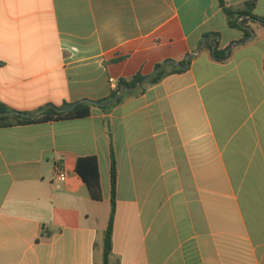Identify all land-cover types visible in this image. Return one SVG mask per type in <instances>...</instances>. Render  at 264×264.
Returning <instances> with one entry per match:
<instances>
[{"label": "crops", "instance_id": "crops-1", "mask_svg": "<svg viewBox=\"0 0 264 264\" xmlns=\"http://www.w3.org/2000/svg\"><path fill=\"white\" fill-rule=\"evenodd\" d=\"M249 29L244 40L218 0H0V103L13 111L102 100L111 79L192 55L87 118L0 128V264H102L112 155L111 264H264V26ZM208 34L226 60L204 50ZM88 156L100 202L76 172Z\"/></svg>", "mask_w": 264, "mask_h": 264}, {"label": "trees", "instance_id": "trees-1", "mask_svg": "<svg viewBox=\"0 0 264 264\" xmlns=\"http://www.w3.org/2000/svg\"><path fill=\"white\" fill-rule=\"evenodd\" d=\"M222 7L228 24L232 28L240 29L244 32V40L252 37V30L249 29V22L257 21L264 26V18L254 14L256 7V1L250 0L244 4L241 8H230L226 6L225 0H218ZM212 38V39H211ZM243 40V41H244ZM218 40L213 38L211 34L206 36V42L204 50H208L214 54V56L224 61L228 58L227 51L218 50ZM191 60V59H190ZM185 65L186 59L176 63ZM175 63H171L173 68L170 72L180 73L185 71L183 68H179ZM160 65V64H159ZM157 65L156 68L159 66ZM167 67H163L158 72L153 74L145 85H142L137 91H125L124 94L113 104L107 105L109 102L117 98L119 92L124 88H134L140 82H142L147 76L137 73L133 77L126 79L122 78L118 81L116 89L112 90L110 95L102 100H82L75 104H66L62 107L49 106L38 111L36 114H30L25 112L13 111L7 106L0 103V128L12 127L16 125H25L39 122H50L60 120H74L83 119L91 115L94 107H100L104 110L122 103L128 96L138 94L145 90L148 86L159 83L168 73H170ZM37 115V117H33ZM76 172L85 183L89 195L93 201L100 202L103 200V192L100 178V167L98 158L95 156L81 157L76 163ZM116 161L112 155L111 162V211L109 216L108 225L104 233L103 239V261L102 264H111V257L113 254V232H114V220L116 214Z\"/></svg>", "mask_w": 264, "mask_h": 264}, {"label": "water", "instance_id": "water-1", "mask_svg": "<svg viewBox=\"0 0 264 264\" xmlns=\"http://www.w3.org/2000/svg\"><path fill=\"white\" fill-rule=\"evenodd\" d=\"M230 50H228V52H229ZM191 56L192 55H187V58H186V64L185 65H181V64H176L175 62H173V61H166V62H164V63H162V64H160L150 75H148L142 82H140L136 87H134V88H124V89H122L120 92H119V94H118V96H117V98L116 99H114L113 101H111V102H109L107 105H111V104H113V103H115L123 94H124V92L125 91H137L142 85H145L147 82H148V80H149V78L153 75V74H155L156 72H158L160 69H162L163 67H165V66H167V65H169V64H171V63H175L179 68H183V69H187L189 66H190V58H191ZM76 106V104L73 106V107H75ZM33 117H37V115H35V116H33Z\"/></svg>", "mask_w": 264, "mask_h": 264}, {"label": "built area", "instance_id": "built-area-1", "mask_svg": "<svg viewBox=\"0 0 264 264\" xmlns=\"http://www.w3.org/2000/svg\"><path fill=\"white\" fill-rule=\"evenodd\" d=\"M110 81L113 84L114 89H116L117 84H118L117 81L115 79H111ZM66 177H67V174L65 170L61 168L60 166L56 167V178L59 179L60 181H65Z\"/></svg>", "mask_w": 264, "mask_h": 264}]
</instances>
